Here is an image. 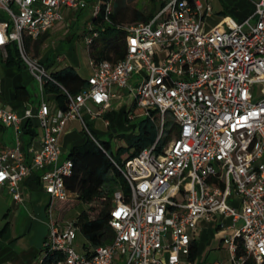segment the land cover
I'll return each mask as SVG.
<instances>
[{
    "label": "built area",
    "instance_id": "1",
    "mask_svg": "<svg viewBox=\"0 0 264 264\" xmlns=\"http://www.w3.org/2000/svg\"><path fill=\"white\" fill-rule=\"evenodd\" d=\"M87 1L0 0V57H7V46L14 41L39 89L37 99L22 112L0 103V125L15 130L14 144L0 146V185L21 203L22 182L37 171L50 195L49 213L54 198L70 196L63 177L72 162L60 157L59 134L67 120L78 119L98 143L87 119L101 111L87 108L86 119L82 109L87 100L107 107L113 84L133 93L139 116L158 114V132L151 144L121 165L113 161L128 193L118 188L112 194L110 240L80 253L74 242L79 230L75 218L50 217L37 264L48 254L53 257L49 264H188L192 231L200 218L215 213L242 222L222 235L226 264L248 259L264 264V0H250L253 10L245 18L225 15L209 28L204 23L208 3L160 0L146 21L119 24L123 56L90 58L93 70L87 85L73 92L58 84L65 107L52 108L44 85L55 80L27 52L25 41L62 19L64 9L85 7ZM101 9L107 18L111 2L96 0L92 18ZM87 28L84 40L89 45L98 30L92 20ZM133 77L138 82L131 85ZM135 116L133 109L126 113L128 120ZM25 119H34L42 132L39 147H30V159L20 139Z\"/></svg>",
    "mask_w": 264,
    "mask_h": 264
},
{
    "label": "trees",
    "instance_id": "2",
    "mask_svg": "<svg viewBox=\"0 0 264 264\" xmlns=\"http://www.w3.org/2000/svg\"><path fill=\"white\" fill-rule=\"evenodd\" d=\"M106 1L108 0H102V2ZM109 1L112 10L107 14V18L104 17L103 9L96 17L92 18L94 28L98 30V36L87 47L90 57L96 61L103 58L115 60L124 54V30L119 27L122 22L115 19V6L112 0ZM149 1L156 6L150 7L145 13L137 9L135 11L136 21L149 19L160 2V0ZM28 42L29 39L25 41L26 46H28ZM7 51V57L4 59L6 66L16 65L20 67L23 65L14 41L7 46ZM49 72L55 82L47 81L44 85L45 92L53 94L56 104L61 108L65 107V101L64 94L58 84L73 92L79 91L87 85V78H82L71 65ZM15 96L17 99H27L29 94L24 86H19L15 89ZM126 113V111L123 113L125 121L128 120ZM158 122V114L154 111L149 116L141 117L134 125L133 131L121 134L125 146L119 145L114 151L108 140H100L97 137V134L90 127L89 123L91 124V122L89 121L87 125L98 143L84 131L85 139L69 148L66 157L71 160L72 167L70 173L65 175L63 179L65 186L71 191V195L63 199L54 198L53 201L56 199L69 203L83 202L87 204L81 215L75 217L79 231L88 242L84 245L86 250L110 240L112 229L108 226V219L113 206L112 194L118 188L122 189L125 194L128 193L125 179L113 161L121 165L125 158L137 154L143 147L151 144L158 132ZM167 125H171V120H168ZM35 126L37 124L34 119H25L22 122V141L36 134ZM127 150L129 151L126 152ZM123 152L125 153L124 156L119 157V154ZM238 244V254H240L242 252L240 240ZM196 248V242L191 241L190 251L187 254L189 260L194 259ZM52 259L53 257L49 254L45 255L41 264H49ZM243 264H254V262L248 259Z\"/></svg>",
    "mask_w": 264,
    "mask_h": 264
},
{
    "label": "rangeland",
    "instance_id": "3",
    "mask_svg": "<svg viewBox=\"0 0 264 264\" xmlns=\"http://www.w3.org/2000/svg\"><path fill=\"white\" fill-rule=\"evenodd\" d=\"M204 3H208L211 7V15L205 17V27L209 28L218 19L221 18L223 13H227L235 20L241 19V14L252 10V3L250 0H201ZM96 0H88L85 7H78L68 9L69 12L64 11L63 18L58 20L56 24L49 28V34L44 39V43L39 46L40 52L48 53L49 61L54 57L56 53L63 54L66 58H75L77 60V70L81 74H85L88 67V47L84 40V35L87 32V22L92 20L91 9ZM115 10V19L119 22L126 23L136 21L135 11L140 9L142 12L156 5H152L149 0H112ZM224 11L220 13L219 11ZM39 44V43H38ZM35 49V45L29 46L27 52L34 56L39 57V48ZM39 59V58H38ZM48 62V61H47ZM45 64H48V63ZM24 66V65H23ZM25 67V66H24ZM22 67L20 74L21 80L25 85V88L29 94V98L37 99L38 84L37 81L31 77L27 69ZM131 85L138 82L137 77H133L129 80ZM117 98L111 100L110 111L113 115H100L96 118V124L101 130L97 137L100 140H108L110 142L112 150L116 151L118 146H125L124 138L121 137L122 133H129L134 130V125L142 117L138 114L141 109L133 104V93L127 91L125 88H121ZM44 97L50 106H53L54 100L52 94L44 92ZM6 108H11V104H3ZM133 109V113L136 115L133 119L125 121L123 116H119L120 109ZM134 106V107H133ZM109 119L108 124L103 123V118ZM87 119V116L84 115ZM87 122L89 123L88 119ZM90 127L91 124L89 123ZM69 128H73L75 133L83 135L80 121H70ZM39 130L40 127L38 126ZM9 136V133L5 134V137ZM70 143H66L63 147V153H66L70 147ZM127 150L126 152H128ZM124 152L119 154V157L124 156ZM53 206L50 208V195L48 193H29L25 191L24 201L22 203H15L8 195L6 191H0V227L8 222L7 227L1 232V235L7 233L17 235L11 242L15 249H20L25 246L34 245L36 242L42 244V240L48 233V220L49 218H57L60 220H70L81 215L84 208L87 207L83 202H67L54 200ZM241 221L236 222V226L241 225ZM219 236V235H217ZM76 244V250L80 253H86L84 247L87 244V240L82 233L77 230L76 238L74 240ZM218 254L221 256V261L227 263V254L225 248H220Z\"/></svg>",
    "mask_w": 264,
    "mask_h": 264
},
{
    "label": "crops",
    "instance_id": "4",
    "mask_svg": "<svg viewBox=\"0 0 264 264\" xmlns=\"http://www.w3.org/2000/svg\"><path fill=\"white\" fill-rule=\"evenodd\" d=\"M199 1L202 2L201 0ZM252 10H253V4H252ZM64 11L65 12L67 11L66 13L69 12L68 9H64L63 13ZM251 11L241 14V17H242L241 19L245 18L249 13H251ZM219 12L223 13L224 11L220 10ZM210 15H211V11H209V13L204 16V23H205V17L210 16ZM225 15L230 16L224 12L221 18ZM220 19H218L214 24H216ZM241 19H238V20H241ZM56 22L50 28H52L56 24ZM48 34H49V29L45 31L44 33H42L36 39L26 38V40L29 39L28 46H26V49L29 48L31 43L32 45H35L36 47L35 49H37V45L38 47L41 46L44 43V39L48 36ZM38 49H39V57L37 58H39V60H41L44 64L48 61L47 62L48 64H45V65L47 66V69L49 71L60 69L66 65H71L72 67L75 68L76 72L82 78L86 79L93 70L92 66L89 63V60L91 58L89 55V52H88V55H89L88 67H87L86 73L81 74L76 68L77 60L75 58L68 59L66 58L65 55L56 53L54 57L49 61L50 56L48 55V53L50 51L41 53L40 47ZM23 65L25 66L24 63ZM23 65L20 67L16 65L6 66L4 59L0 57V80H1L0 103L7 104L8 102L11 104V109H15L18 112H22L24 106H28L35 100V99L29 98V96L27 99H17L15 96V89L17 87L19 86L25 87V85L23 84V81L21 80V74H20L21 68L24 67ZM24 68H26V66ZM121 88L122 87L116 84H113L110 87L111 95L109 98V105L107 107L101 108L99 105H96L92 103L90 100H87L86 106L83 107L82 109L83 114L88 117L89 113L87 112V108H89L92 112H97L100 110L101 111L100 115H106L105 113H107V115H111V114L113 115L114 113L110 111L111 100L119 96L120 93L118 92L121 90ZM52 97L54 100L53 94H52ZM55 106H58V105L56 104V101L54 100V104L51 107L54 108ZM124 111L127 112L128 109H125V107L123 106L120 109L119 116H123ZM100 115H96L95 117L91 119L89 118L91 122V128L96 134H98L101 131L96 124V118L97 116H100ZM72 120H77V119L67 120L58 137V142H59L60 151H61L60 152L61 158L66 157V154L68 152L67 151L66 153H63L64 152L63 147L66 143H70V145L72 146L73 144L80 143L85 139V132L83 129H82L83 135H78L77 133H75L73 128L72 129L69 128L70 121ZM103 123L104 124L109 123V119L106 116L103 118ZM37 127L38 125L35 126L36 134L32 137L26 138V140L24 141H22L23 137L21 138L22 134H20L21 145H22L23 151L25 152L26 159H30L31 152H32L30 147H32L33 149H36L39 147L42 132H41V129L38 130ZM6 133L7 134L9 133V136L5 137ZM14 142H15V130L13 126L0 125V146L1 147L11 146L14 144ZM0 191H6L9 197L13 200V198L11 197L5 185H0ZM21 191H22V202L24 201L25 191H28L29 193H34V192L46 193L43 190L42 185L39 181L37 171H33L32 174H30L28 177H26L23 180L22 185H21ZM13 201L15 203H20L15 200ZM230 203L233 204L236 202L234 200H230ZM221 221L223 223L222 224L223 226L220 225ZM7 224L8 222H6L3 226L0 227V264H37V261L39 260V258L41 257L43 253V244H44L45 238L42 240V244L38 245V242H36V244L34 245H29V246H25L20 249H15L12 246L11 242L16 238L17 235H15L14 233L11 234L10 232L7 233L6 235H3V236L1 235V232L6 229ZM235 224L236 222L233 223L230 217L222 216L217 213L213 214L210 219H206L203 217L200 218L198 220V224L196 228L191 233L192 241L196 242V246H197L196 254L193 260H189L186 257L185 258L186 262L188 264H217L218 261H221V256L218 254V250L220 248H225L226 254H227L226 244L222 241V235L225 231L231 232L232 227L236 226ZM223 227H224V230H222Z\"/></svg>",
    "mask_w": 264,
    "mask_h": 264
},
{
    "label": "snow or ice",
    "instance_id": "5",
    "mask_svg": "<svg viewBox=\"0 0 264 264\" xmlns=\"http://www.w3.org/2000/svg\"><path fill=\"white\" fill-rule=\"evenodd\" d=\"M0 178H3V177H2V174H0Z\"/></svg>",
    "mask_w": 264,
    "mask_h": 264
}]
</instances>
